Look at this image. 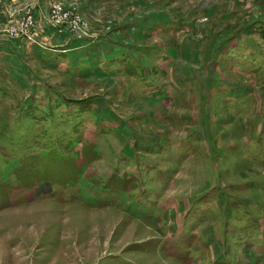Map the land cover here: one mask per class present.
Returning a JSON list of instances; mask_svg holds the SVG:
<instances>
[{
	"label": "rangeland",
	"instance_id": "rangeland-1",
	"mask_svg": "<svg viewBox=\"0 0 264 264\" xmlns=\"http://www.w3.org/2000/svg\"><path fill=\"white\" fill-rule=\"evenodd\" d=\"M0 264H264V0H0Z\"/></svg>",
	"mask_w": 264,
	"mask_h": 264
},
{
	"label": "built area",
	"instance_id": "built-area-1",
	"mask_svg": "<svg viewBox=\"0 0 264 264\" xmlns=\"http://www.w3.org/2000/svg\"><path fill=\"white\" fill-rule=\"evenodd\" d=\"M53 11H60V8L57 5L52 6ZM59 12H57L58 14Z\"/></svg>",
	"mask_w": 264,
	"mask_h": 264
}]
</instances>
